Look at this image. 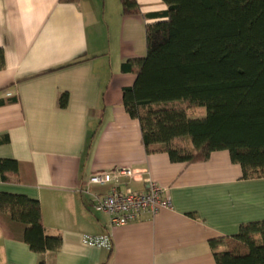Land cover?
<instances>
[{
    "label": "crops",
    "instance_id": "0c3cea01",
    "mask_svg": "<svg viewBox=\"0 0 264 264\" xmlns=\"http://www.w3.org/2000/svg\"><path fill=\"white\" fill-rule=\"evenodd\" d=\"M136 3L139 13L124 16L120 0H0V160L18 164L0 193L38 201L42 226L61 238L57 251L34 253L0 214V264H216L210 241L224 251L240 226L264 221V178L243 179L226 150L191 163L157 145L146 152L122 102L135 74L121 66L145 57V27L165 20L166 6ZM126 168L133 177L88 184ZM149 182L171 209L121 227L94 211L110 191L144 192ZM85 236L109 237L112 248Z\"/></svg>",
    "mask_w": 264,
    "mask_h": 264
},
{
    "label": "trees",
    "instance_id": "16d2710c",
    "mask_svg": "<svg viewBox=\"0 0 264 264\" xmlns=\"http://www.w3.org/2000/svg\"><path fill=\"white\" fill-rule=\"evenodd\" d=\"M160 1L165 20L145 27V57L121 66L135 74L122 102L139 122L146 152L157 145L170 161L191 163L226 150L243 179L264 178V0ZM120 3L124 16L139 13L136 0ZM66 99L61 95L58 105L64 107ZM177 102L204 114L190 118L184 111L153 108ZM178 138L189 139L194 154L173 148ZM17 172L16 161L0 160L2 181ZM0 214L22 228L21 240L32 252L60 248V236L42 226L38 201L0 193ZM219 243L210 241L216 264H264V221L240 226L224 240V251L215 250Z\"/></svg>",
    "mask_w": 264,
    "mask_h": 264
},
{
    "label": "built area",
    "instance_id": "2783aa9c",
    "mask_svg": "<svg viewBox=\"0 0 264 264\" xmlns=\"http://www.w3.org/2000/svg\"><path fill=\"white\" fill-rule=\"evenodd\" d=\"M132 170L126 168L114 173L94 174L89 180V185H106L120 177H133ZM97 213L108 217L112 227H121L137 221L143 214L156 215L160 211L171 209L170 198L166 190L154 182H149L146 191H110L107 195L97 199L93 204ZM88 246L102 247L111 250L112 243L109 237H88L82 239Z\"/></svg>",
    "mask_w": 264,
    "mask_h": 264
},
{
    "label": "rangeland",
    "instance_id": "374dc122",
    "mask_svg": "<svg viewBox=\"0 0 264 264\" xmlns=\"http://www.w3.org/2000/svg\"><path fill=\"white\" fill-rule=\"evenodd\" d=\"M154 109H161L165 108L167 110H176V111H184L186 115L190 118H198L201 117L204 113V109L201 108H186L185 104L183 102H177L173 104H168L165 106H160V107H153ZM171 146L173 148L179 149L183 151L186 154H194V150L191 146V143L189 139L187 138H178L175 139Z\"/></svg>",
    "mask_w": 264,
    "mask_h": 264
}]
</instances>
